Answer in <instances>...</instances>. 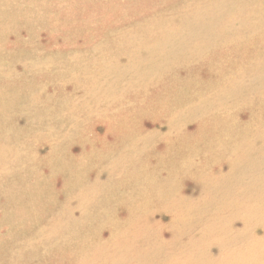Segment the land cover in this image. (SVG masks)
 <instances>
[{"label":"rangeland","instance_id":"obj_1","mask_svg":"<svg viewBox=\"0 0 264 264\" xmlns=\"http://www.w3.org/2000/svg\"><path fill=\"white\" fill-rule=\"evenodd\" d=\"M0 264H264V0H0Z\"/></svg>","mask_w":264,"mask_h":264}]
</instances>
